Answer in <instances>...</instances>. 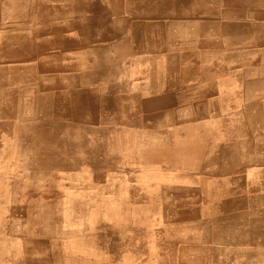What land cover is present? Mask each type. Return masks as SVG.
<instances>
[{"label":"rangeland","instance_id":"374dc122","mask_svg":"<svg viewBox=\"0 0 264 264\" xmlns=\"http://www.w3.org/2000/svg\"><path fill=\"white\" fill-rule=\"evenodd\" d=\"M0 264H264V0H0Z\"/></svg>","mask_w":264,"mask_h":264}]
</instances>
